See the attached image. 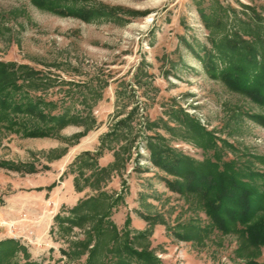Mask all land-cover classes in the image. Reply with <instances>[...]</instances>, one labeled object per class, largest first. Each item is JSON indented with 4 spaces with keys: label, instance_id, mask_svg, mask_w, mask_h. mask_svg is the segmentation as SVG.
Listing matches in <instances>:
<instances>
[{
    "label": "rangeland",
    "instance_id": "obj_1",
    "mask_svg": "<svg viewBox=\"0 0 264 264\" xmlns=\"http://www.w3.org/2000/svg\"><path fill=\"white\" fill-rule=\"evenodd\" d=\"M87 1L119 9L87 21L32 0H0V61L46 75L49 82L37 93L73 102L86 116L56 136L0 134V160L48 166L34 173L0 166V240L13 238L6 228L34 231L19 239L29 256L19 250L13 262L86 264L88 253L77 257L73 250L94 224L62 230L55 217L69 216L92 198L106 208L118 198L109 218L162 264L243 261L235 234L215 230L178 239L183 224L205 226L209 217L198 197L171 189L167 178L177 176L155 164L149 143L198 160L212 157L213 148L195 141L199 135L183 118L187 113L212 133L226 159L264 155V125L249 115L264 113V106L213 76L201 58L214 50L213 37H263L264 0ZM51 199L60 205L56 212L45 210ZM70 250L73 256L64 253ZM257 259L264 262V247Z\"/></svg>",
    "mask_w": 264,
    "mask_h": 264
},
{
    "label": "trees",
    "instance_id": "obj_2",
    "mask_svg": "<svg viewBox=\"0 0 264 264\" xmlns=\"http://www.w3.org/2000/svg\"><path fill=\"white\" fill-rule=\"evenodd\" d=\"M32 1L42 8L79 16L87 21L95 16L114 15L119 9L87 0ZM203 15L207 17L205 13ZM206 21L208 24L209 20ZM212 41L214 50H207L204 57L201 56L207 69L213 76L221 77L230 88L264 106V36L259 35L255 42L229 36L213 37ZM44 76L28 64L0 61V134L14 132L24 137H51L68 125L86 119L73 102L37 93L44 91L42 89L49 82ZM249 115L264 125V113ZM183 118L199 135L195 141L205 149L213 148L214 154L198 160L150 140L155 164L177 176L173 180L167 178L171 189L198 197L199 207L209 217V224L205 226L194 222L183 224L184 231L175 232L176 236L190 241L201 238L202 233L208 236L215 230L224 235L235 234L239 243L236 255L243 260L235 264H264L257 259L264 247V170L256 166L257 161L264 165V155H238L226 159L211 132L187 113ZM223 142L229 145L225 140ZM0 166L24 173L48 167L36 161L6 159L0 160ZM118 200L113 199L106 208L96 198L87 199L74 207L69 216L58 214L55 217L62 230L84 227L87 222L94 224L87 231L86 238L75 243L77 249L73 250V255L79 257L88 253L86 264H109L111 259H116L112 264H162L148 247H136V239L129 237L128 232L120 234L117 225L109 218ZM65 222L69 224L64 226ZM124 235L123 243L119 244ZM111 241L113 243L108 244ZM19 250L29 256L19 239L0 240V264H40L34 260L25 263L15 260L14 263ZM70 251L64 253L73 256Z\"/></svg>",
    "mask_w": 264,
    "mask_h": 264
},
{
    "label": "crops",
    "instance_id": "obj_3",
    "mask_svg": "<svg viewBox=\"0 0 264 264\" xmlns=\"http://www.w3.org/2000/svg\"><path fill=\"white\" fill-rule=\"evenodd\" d=\"M51 200H52V202H51V204H49V206L47 204L46 205L44 204L47 207L45 210H47V209H49L50 211L53 210V209H54L53 211L59 210L60 205H59L58 201L57 200H54V199H51ZM49 210H47V211H49ZM15 221H18V219H13L12 220V222H15ZM48 221H49L48 224L50 226L51 225L50 224L51 223L50 222L51 220L49 219ZM10 232H12V233H10ZM28 232H29V230L27 228L26 229H16V228H14L12 230L11 229L9 230L8 228L5 229V233L7 234V237L17 238V239H20L22 241H24L25 237H28V235H29Z\"/></svg>",
    "mask_w": 264,
    "mask_h": 264
},
{
    "label": "built area",
    "instance_id": "obj_4",
    "mask_svg": "<svg viewBox=\"0 0 264 264\" xmlns=\"http://www.w3.org/2000/svg\"><path fill=\"white\" fill-rule=\"evenodd\" d=\"M25 215H27V214L25 213ZM2 225H4V222L2 220H0V228H1ZM28 233H29V235H28L27 239H30L32 234L34 233V231H29Z\"/></svg>",
    "mask_w": 264,
    "mask_h": 264
}]
</instances>
